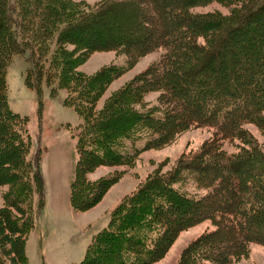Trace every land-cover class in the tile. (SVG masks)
<instances>
[{
  "label": "trees",
  "instance_id": "obj_1",
  "mask_svg": "<svg viewBox=\"0 0 264 264\" xmlns=\"http://www.w3.org/2000/svg\"><path fill=\"white\" fill-rule=\"evenodd\" d=\"M210 1L104 0L90 8L74 0H0V181L8 185L0 206V264H27L23 242L31 229L32 191L23 170L20 133L25 116L8 107L5 79L12 56L26 52V84L40 90L44 77L51 93L66 89L64 104L81 117L75 126L77 157L69 187L73 210L98 201L115 181L117 172L96 180L87 178L96 166H129L139 150L170 142L190 124H218V133L194 155L202 160L182 156L174 172L151 176L125 194L109 212L107 224L91 236L83 257L72 264H109L111 259L113 264H147L158 259L174 229L170 220L179 217L168 215L167 205L180 211L195 208L197 214L188 216L184 226L208 215L217 221V230L203 233L186 246L178 264H233L245 254L249 242L260 240L264 154L240 125L254 123L264 134V48L259 47H264V16L250 27L249 51L227 57L234 62L228 78L205 70L197 77L192 75L200 65L219 67L223 63L220 58L211 62L223 43L220 38L224 40L223 35L236 27L244 28L246 20L264 8V0H215L223 5L234 2L228 14L191 11ZM91 22L102 24L95 41L82 38L79 32ZM199 37L205 42H199ZM67 43L73 45L72 50ZM158 48L163 51L146 74L127 81L96 107L112 79ZM100 49L124 52L125 63L103 66L90 75L77 69L89 53ZM242 66L248 70L247 77ZM153 89L162 92L160 105H141L142 96ZM200 100L204 105L199 110ZM188 103L192 111L184 109ZM234 138L250 146L226 153L223 141ZM38 156L35 153L33 170L40 178ZM246 162L253 168L236 170ZM206 167L217 170L216 180L210 179ZM227 169L234 176L228 177ZM196 172L207 176L206 180L199 178L207 187L203 193L187 187L182 178L190 173L196 180ZM219 184L227 185L225 196L217 191ZM188 202L193 203L189 206Z\"/></svg>",
  "mask_w": 264,
  "mask_h": 264
},
{
  "label": "rangeland",
  "instance_id": "obj_2",
  "mask_svg": "<svg viewBox=\"0 0 264 264\" xmlns=\"http://www.w3.org/2000/svg\"><path fill=\"white\" fill-rule=\"evenodd\" d=\"M74 1L82 2L90 8H94L104 0ZM232 6L234 7V2L223 5L213 0L204 5L193 6L191 11L196 13L217 11L221 14H228ZM261 16H264V8L261 9L259 14L246 20L244 28L236 27L227 31L222 37L225 39L220 38L223 43L218 48V51L214 53L211 61L215 62L220 58L223 59V63L219 67L206 64L200 65L192 76L197 77L205 70L213 75H221L223 73L228 78L230 73H232L230 64L234 62L231 60L227 61V57L249 51L246 43L248 42L247 36L251 34L250 27H253ZM101 26L100 22H91L80 27L79 32L82 38L95 41L96 38L100 37ZM198 40L199 42H205L203 37H199ZM259 47L260 49L264 48L262 45ZM67 48L72 50L73 45L67 43ZM74 51H77L74 55L79 52L76 49ZM162 51V48H158L143 54L136 62L127 66L121 74L110 81L107 88L98 98L96 107H100L113 91L121 88L127 81L139 77L138 75L140 74H146L148 66L159 59ZM125 61L126 54L122 51L100 49L89 53L77 66V69L86 75H90L103 66L109 64L122 65ZM28 67L29 61L26 52L24 54H14L5 70L7 105L12 111L25 116L20 137L23 142V156L25 158L23 170L30 183L32 204L28 214L31 219L29 223L31 229L25 235L23 242L24 251L27 257V264H72L83 257L91 236L107 224L109 212L122 200L125 194L133 191L140 183L151 176H166L174 172L175 167L180 164L179 159L182 156L193 157L196 155L195 153L205 148V143L218 133V124L214 121L213 123L205 121L200 124H190L187 128L175 134L170 142L152 147L148 146L139 150L129 166H96L93 170L87 172V178L96 180L102 176L117 172L115 181L109 185L98 201L88 202L90 204L84 209L73 210L69 204V187L74 176L77 157L75 126L81 121V117L73 107L64 104L63 99L67 95L66 89L59 88L55 93H51L50 86L45 83L44 77L40 90H36L26 84L25 77ZM242 68L247 77L248 70L244 66ZM250 69L251 71H249L253 73L254 67L252 66ZM251 77H249L250 80ZM189 92L188 87L184 89L183 93L188 96ZM161 95L162 92L159 89L148 90L142 96L141 105L146 107L160 105L159 98H161ZM202 105L204 103L200 100V104L197 105L199 110ZM135 107H140V104L135 105ZM184 109L192 111L191 104L188 103V106H185ZM194 111H197V109ZM261 114L264 115V110ZM226 124H228V121ZM240 127L245 129L248 136L253 139L256 147L264 154V134L261 128L251 122L243 123ZM140 143H143V139L138 140L136 145ZM249 146L247 142L243 143L237 138L225 140L222 143L223 149L228 154H235L242 149H247ZM37 152L39 155L40 178L35 175L33 170V159ZM194 159L202 160L203 157L194 156ZM230 167L234 168L233 165ZM238 167L236 170L240 171L239 169H241L242 171L244 167L253 168V165L250 162H246L240 163ZM205 169L210 174L208 175L211 177L210 179L216 180L217 170L210 167ZM228 170L226 171L227 176H234ZM193 175L185 173L184 177H182L185 185L192 190L195 189L197 193L205 192L207 187L199 182V178L200 180H206L204 178L207 176H203L201 172H198V178L196 177L195 180ZM167 181L169 182L168 179ZM226 186V184L225 187L221 185L217 191L221 195L224 192L227 193ZM7 190L8 185L3 184L2 181L0 183V206L3 204L2 194ZM225 195L223 194L222 196ZM90 197L88 196L89 199ZM39 200L42 201L41 206H38ZM188 203L190 206L193 202ZM204 204L205 202L203 206ZM165 211L168 215H177L179 217L170 220V225L174 229L169 234L165 251L158 259L149 261L147 264H178L188 244L203 233L217 230V221L211 215L202 217L191 225L184 226L182 223L188 216L197 214L195 208L189 207L180 211L176 207L173 208L171 205H167ZM259 233L260 240L249 242L245 254L234 260L233 264H264L263 225H261ZM113 262L111 259L109 264H113ZM100 264H104V262L102 261Z\"/></svg>",
  "mask_w": 264,
  "mask_h": 264
},
{
  "label": "bare ground",
  "instance_id": "obj_3",
  "mask_svg": "<svg viewBox=\"0 0 264 264\" xmlns=\"http://www.w3.org/2000/svg\"><path fill=\"white\" fill-rule=\"evenodd\" d=\"M207 168V167H206Z\"/></svg>",
  "mask_w": 264,
  "mask_h": 264
}]
</instances>
